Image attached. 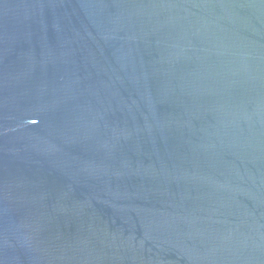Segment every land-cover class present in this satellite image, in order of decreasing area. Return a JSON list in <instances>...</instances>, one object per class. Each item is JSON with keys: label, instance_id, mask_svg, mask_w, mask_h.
Here are the masks:
<instances>
[{"label": "water", "instance_id": "95a60500", "mask_svg": "<svg viewBox=\"0 0 264 264\" xmlns=\"http://www.w3.org/2000/svg\"><path fill=\"white\" fill-rule=\"evenodd\" d=\"M0 264H264V0H0Z\"/></svg>", "mask_w": 264, "mask_h": 264}]
</instances>
